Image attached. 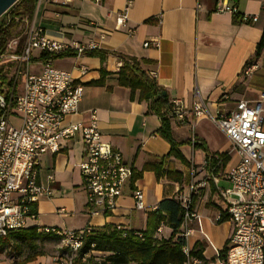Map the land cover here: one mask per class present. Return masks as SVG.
Instances as JSON below:
<instances>
[{"label":"crops","instance_id":"0c3cea01","mask_svg":"<svg viewBox=\"0 0 264 264\" xmlns=\"http://www.w3.org/2000/svg\"><path fill=\"white\" fill-rule=\"evenodd\" d=\"M217 1L220 0H37L29 25L65 43L86 45L92 40L95 48L104 52L103 59L84 50L54 58L56 66L70 71L83 85L78 111L66 116L64 122L87 125L94 114L103 140L121 151L133 172L140 171L154 157L166 154L170 145L158 133L159 116L147 110V103L139 101L137 93L132 99L130 89L117 83L123 57L144 59L141 66L155 76L169 101L180 99L188 110L182 120L170 117L172 135L183 142L178 149L188 164L174 157L169 159L187 175L182 182L156 179L153 171L143 170L135 180L130 177L126 181L112 213L91 216L78 167L85 151L75 133L59 151L40 157L37 180L51 194L34 203L37 215L31 224L74 230L118 224L124 229L142 231L146 228V215L157 208L160 200L187 193L192 179L205 177L207 184L195 192L192 210L198 221L190 224L192 232L187 241L191 248L196 243L202 247L199 264H221L219 253L226 247L232 224L227 219L214 220L224 209L218 191L223 186L219 183L226 181L223 173L239 155L206 113L195 117L190 108L201 100L213 114L238 100L256 99L264 93V47L254 57L264 30V0H224L236 7V13L216 11ZM125 8V25H118L117 14ZM245 14H255L257 19L243 21L241 16ZM101 31L105 32L103 38ZM17 37L20 50L24 30ZM146 41L148 45H144ZM37 55L39 51L34 50L35 72L40 69ZM246 63H257L249 75L243 73ZM80 66L85 69L83 73ZM192 136L211 152L229 154L219 174L212 175L204 168L205 152L192 144ZM192 165L196 170L193 177L189 172ZM136 188L143 191L144 209L134 206ZM170 232L168 226L160 224L154 235L167 237ZM52 237L55 236L44 234L42 238ZM49 257L40 255L27 264H50Z\"/></svg>","mask_w":264,"mask_h":264},{"label":"built area","instance_id":"2783aa9c","mask_svg":"<svg viewBox=\"0 0 264 264\" xmlns=\"http://www.w3.org/2000/svg\"><path fill=\"white\" fill-rule=\"evenodd\" d=\"M216 11L236 13L237 9L220 0L216 3ZM241 18L255 21L257 15L245 14ZM126 19L125 8L117 14L116 23L125 25ZM23 22L26 25L20 50H17L19 38L14 36L0 54V66H5L4 70L6 62L14 64L11 74L0 73V236L33 225L31 221L37 215L34 203L51 194V190L37 180L40 157L59 151L64 141L75 133L85 151L78 167L89 215L112 213L122 187L133 172L121 151L103 140L94 114L87 125L79 121L64 122L66 116L78 111L83 85L70 71L56 66L52 57L39 58L41 52L52 54L65 49H73L79 54L95 48L96 43L92 40L86 45L65 43L49 37L41 28L29 25L28 20ZM104 35L101 31L100 37ZM153 44L157 45V41ZM144 45H148V41ZM34 50L39 51L40 69L37 72L32 69ZM256 67L257 63H246L243 73L249 75ZM79 70L83 73L85 69L80 66ZM187 111L180 99H174L169 114L182 120ZM190 112L195 117L206 113L239 155V159L223 173L229 185L218 190L224 209L214 220L220 221L223 212L232 224L221 264H264V93L256 99L238 100L233 106L218 109L213 114L203 101H195ZM195 141L192 136V144ZM195 171L192 165L191 177ZM48 177L52 178V175ZM206 184L205 177L192 179L187 193L174 196L184 208L177 233L185 240L182 252L186 259L182 264L201 262L199 257L190 254L187 239L192 232L190 224L198 221V215L190 209L191 194ZM133 198L136 209L145 208L141 188L133 190ZM116 227L121 228L118 224ZM37 230L59 237L72 255L66 264H72L73 254L91 231V226L78 230L37 226Z\"/></svg>","mask_w":264,"mask_h":264},{"label":"trees","instance_id":"16d2710c","mask_svg":"<svg viewBox=\"0 0 264 264\" xmlns=\"http://www.w3.org/2000/svg\"><path fill=\"white\" fill-rule=\"evenodd\" d=\"M37 0H16L6 11L0 15V54L5 51L7 41L14 36L20 35L22 29L18 28L23 20H29L34 12ZM237 21V19H235ZM264 47V30L262 39L257 43L254 57L260 54ZM88 55H96L101 59L104 52L96 48L85 49ZM76 55L73 49H65L57 53L48 54L41 52L39 58H58L63 56ZM144 59L135 57H123L122 63L117 71V83L130 89V97L133 99L137 93L139 101L147 103V110L153 112L160 118L158 133L169 143L170 147L166 154L154 157L147 161L138 172H132L131 179L138 178L143 170L154 172L156 179L164 177L168 180L182 182L186 176L182 171L176 169L170 157L177 158L183 164L188 162L180 153L178 147L183 143L174 139L170 126L169 114L172 109V102L169 101L163 87H161L153 74L141 66ZM2 78H4L2 76ZM101 81V79H100ZM1 86V85H0ZM164 92V93H163ZM174 117V116H173ZM194 146L201 147L205 152L204 168L208 173L217 175L223 170L229 154L227 152H211L198 142ZM196 193L191 194L190 209ZM34 208V207H33ZM184 215V208L174 197L163 198L158 202L157 208L146 215L145 230H133L117 228L116 225L105 224L102 227L92 229L84 238L81 246L74 252L72 264H182L186 256L182 252L185 243L183 237L177 233L180 229ZM222 219L225 213L222 212ZM220 220V221H221ZM160 224H164L171 229L167 237H157L155 230ZM44 233L37 230L36 225L12 230L4 236H0V250L5 246H10L18 251L25 244L30 249H35L36 238L43 237ZM57 237L56 235L52 234ZM92 250L102 253L100 261H96ZM202 247L197 243L191 248L190 254L202 258ZM226 247L219 253L220 260L225 259ZM43 255L41 251H34L26 254L15 264H27Z\"/></svg>","mask_w":264,"mask_h":264},{"label":"rangeland","instance_id":"374dc122","mask_svg":"<svg viewBox=\"0 0 264 264\" xmlns=\"http://www.w3.org/2000/svg\"><path fill=\"white\" fill-rule=\"evenodd\" d=\"M18 28L24 30L25 25L23 23H19ZM1 63L2 62H0V64ZM13 65V63L6 62V69L4 70L5 66H0V73H7L8 75L11 74ZM20 81L21 76L18 77V82ZM219 185L227 187L229 184L226 181L221 180ZM36 244L37 246L35 249H30L25 244H23L21 250L18 252L16 249L10 246L3 247L0 250V264H15L26 254H31L34 251H41L43 255L50 256L49 260H47L50 264H66L67 259L72 256L70 252L65 249L61 240L56 237L36 238ZM91 254L94 255L96 261H100L102 253H100L99 251H92Z\"/></svg>","mask_w":264,"mask_h":264},{"label":"water","instance_id":"95a60500","mask_svg":"<svg viewBox=\"0 0 264 264\" xmlns=\"http://www.w3.org/2000/svg\"><path fill=\"white\" fill-rule=\"evenodd\" d=\"M16 0H0V15L9 8ZM164 93V92H163Z\"/></svg>","mask_w":264,"mask_h":264}]
</instances>
